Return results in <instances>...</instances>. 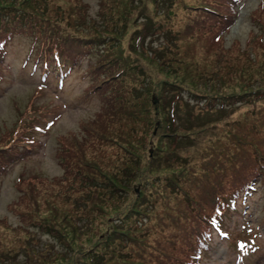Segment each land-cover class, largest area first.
<instances>
[{
	"label": "rangeland",
	"instance_id": "obj_1",
	"mask_svg": "<svg viewBox=\"0 0 264 264\" xmlns=\"http://www.w3.org/2000/svg\"><path fill=\"white\" fill-rule=\"evenodd\" d=\"M18 1L29 10L46 6L48 13L61 14L70 26H63L68 35L60 44L81 57L59 88L42 81L30 59L31 68L19 64L28 57L27 36L14 42L18 50L25 46L24 52L14 51L5 60L7 66L15 62L16 71L8 68L9 80L0 89V158L12 154L0 167V249L29 248L39 240L19 264H71L90 247L107 255L105 264H231L226 252L231 238L258 242L262 253L249 262L264 264V201L245 216L231 215L226 223L232 234L217 233L205 253L194 250L191 234L175 223V214L185 211L184 199L195 204L193 192L203 189V161L188 140L178 146L166 136L161 114L168 111L160 98L161 84L192 87L183 73L194 66L212 70L234 44L261 35L251 19L264 22V0H232L236 11L224 14V23L216 22L212 30L206 9H219L227 0H175L166 11L155 8L156 0ZM146 19L172 25L175 42L155 35L138 40ZM212 43L220 45L211 49ZM164 46L169 59L162 52L150 54ZM177 105L179 125L204 128L191 119L194 106ZM221 122L202 142L210 137V149L233 153L239 144ZM178 130L180 136L183 130ZM173 152L195 160L174 161ZM244 206H239L243 213ZM142 217L156 231L140 229L148 242L135 241L137 251L126 260L118 258L111 250L120 237L109 246V232L126 231Z\"/></svg>",
	"mask_w": 264,
	"mask_h": 264
},
{
	"label": "trees",
	"instance_id": "obj_2",
	"mask_svg": "<svg viewBox=\"0 0 264 264\" xmlns=\"http://www.w3.org/2000/svg\"><path fill=\"white\" fill-rule=\"evenodd\" d=\"M174 1L156 0L155 8L166 11L174 5ZM231 1L227 0L223 7L216 9L217 11L206 9L208 13L204 16L208 18L207 23L211 30L215 28L216 22L224 23L221 20V17L225 16L224 14L235 11V5ZM26 7L22 1L0 0V89L9 80V77H6L8 68H11L13 72L16 71L15 62L9 63L7 66L5 60L14 51L24 52L25 46L19 50L14 46L15 40L20 35H25L30 40L25 52V56L28 54L27 60L33 61L34 71H38L40 77L47 76L49 82L56 83V79L52 75L57 71L66 70L67 67L76 64L79 67L81 54L72 50L67 51V48L60 44L63 42L62 36L66 38L68 35L63 26H70V24L64 20L61 14L48 13L49 10L46 6H42L38 10H29ZM39 10L41 11L39 12ZM262 10L260 9L258 12ZM253 17L251 19L252 26L256 32L259 29L262 30V34L250 38L245 45L234 44L229 51L227 50L223 60L218 61L212 70L194 66L191 67V70L183 73L181 78L192 83V87L178 83L172 85L165 82L161 84V104L163 102L168 111L161 114L168 131L166 136L172 135L178 146L188 140L197 149L196 157L203 161L202 169L199 168L202 173L201 179H203L202 191L193 192L192 201L195 204L189 205L184 199L186 202L185 211L181 214L177 213L178 216L175 214L174 217L175 223L182 225V232L191 234L190 245L193 249L202 250L203 253L209 251L217 233L232 234L231 227L226 223L231 215L234 217L245 216L252 208L260 206L264 201V22L253 19ZM228 25H232V23ZM141 27L145 30V34L142 35L143 32L140 31L138 40L145 37L150 41L155 38L153 36L155 35L165 38L166 43L175 42L172 25L168 23L156 24L150 19H146L144 26ZM70 30L74 29L70 27ZM227 31L229 28L226 26L225 32ZM219 45V43H212L209 48L214 49ZM167 49L168 47L164 46L155 51L150 50V54L156 57L158 53L162 52L163 58H165ZM66 54H71L74 57L68 59ZM16 59L17 57L14 58V60ZM10 61L12 62V60ZM55 62L59 64L54 66ZM19 64H22L23 69L30 67L26 61L23 62V59ZM86 90L91 91L92 89ZM186 97L189 98L186 99ZM189 103L194 106L190 112L191 119L200 120L202 124L199 127L204 128L193 129L194 124L187 126L177 123L179 114V105L177 104L188 106ZM240 108L246 109L233 117L234 112ZM217 122L224 124L227 133L232 136L231 139H235L239 144L238 148L234 147L233 153L210 149L209 143L212 142L210 137L206 139L207 141L202 142L205 135L211 136L212 134H208L207 131L213 129L215 132L218 127ZM178 128L183 130L180 136ZM217 142L219 140H215V143ZM245 147L243 154H237V150ZM173 153L171 159L174 161L186 163L189 160H195L194 156L188 159L180 157L177 152ZM10 157H12L11 153L2 154L0 167L10 162ZM256 197H260V200L255 204ZM241 203L245 205L244 213L239 210ZM235 212L237 214H232ZM141 220L130 224L126 231L119 228L109 232V246L113 247L112 240L120 237V242L111 250V252L116 251L119 254L118 258L122 260L130 258L137 251L133 246L135 241L142 240L141 246L148 242L149 238L146 234L139 236L140 229L148 233L152 230L156 231L146 224L148 222L146 217H142ZM229 239L226 252L228 258H233L234 261L250 242L241 244L239 240L231 238L227 240ZM32 241L33 245L29 248L22 246L17 249H0V264H19L22 257L29 256V251L37 248L39 240ZM50 244L54 246V244ZM254 245L255 242L248 247H254ZM199 255H202V252H199ZM106 256L90 247L82 255V258H77L71 264H105ZM198 258L200 257L198 256ZM120 264L123 263L120 262Z\"/></svg>",
	"mask_w": 264,
	"mask_h": 264
},
{
	"label": "bare ground",
	"instance_id": "obj_3",
	"mask_svg": "<svg viewBox=\"0 0 264 264\" xmlns=\"http://www.w3.org/2000/svg\"><path fill=\"white\" fill-rule=\"evenodd\" d=\"M27 61L28 60H26V62ZM31 63H32L31 66H32V69H33L34 64H33V62H31ZM58 64H59L58 62H55L54 66H57ZM72 67L73 66L67 67L66 70H59L54 75L51 74L52 77L54 76L55 79H56V83L55 84L52 83V86L53 87L56 86V88H59V86H61V85L64 86L65 81L68 79L69 75H71ZM33 71H34V69H33ZM40 78H42V81H44L45 83H51V82H49V78L47 76L46 77H40Z\"/></svg>",
	"mask_w": 264,
	"mask_h": 264
}]
</instances>
